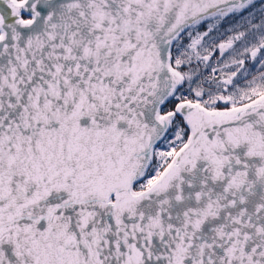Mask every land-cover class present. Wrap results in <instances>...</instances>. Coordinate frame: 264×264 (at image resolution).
<instances>
[{
	"label": "snow or ice",
	"instance_id": "6c2138e0",
	"mask_svg": "<svg viewBox=\"0 0 264 264\" xmlns=\"http://www.w3.org/2000/svg\"><path fill=\"white\" fill-rule=\"evenodd\" d=\"M0 264H264V0H0Z\"/></svg>",
	"mask_w": 264,
	"mask_h": 264
}]
</instances>
